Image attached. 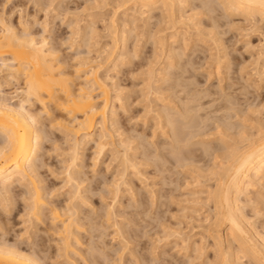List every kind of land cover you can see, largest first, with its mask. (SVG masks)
Here are the masks:
<instances>
[{
    "label": "bare ground",
    "instance_id": "1",
    "mask_svg": "<svg viewBox=\"0 0 264 264\" xmlns=\"http://www.w3.org/2000/svg\"><path fill=\"white\" fill-rule=\"evenodd\" d=\"M9 1L10 0H0V210H2L3 214L6 216V218H1V216L3 217V215L0 214L1 215L0 216V264H82L83 260L84 261H87V260L84 258L85 253H86V252L84 253V247H83L84 245H83V239H82V236H84V235L81 236V234H83L82 230L85 231L83 229L85 224L88 223V221L90 223V220L93 221L95 211L93 213L94 215L91 214L93 216V217H91L89 213L85 214L84 209H83V207H84L83 205H85V204H83V202L85 203L84 200L86 199L83 196V193L86 191V189L82 185H83V183H85L84 180H86V179L83 180V177H82V175L84 174V171L82 169L85 166H84V161H83L84 156H83V153H81V149H83L85 144H87L88 142L90 143V141L94 140L96 142L98 152L95 154L96 157L93 159L95 162H97L99 160L101 154L104 153V148L109 143V142L107 143V141L108 140H111V141L114 140L115 136L119 137L118 138V145L123 147L124 151L118 157L119 159L118 158L116 159V161L119 162V164H117V165H119V168L117 171V175L119 176V179H114V181L112 182L113 186L114 187L116 186V189H117L116 192L114 191L115 195L118 194L119 188L121 187V185H120L121 183L120 184L118 183L119 180L122 182V185L128 183L127 180L125 179V177H127L129 175V170L131 168H133L134 171L136 170V173H135L136 176H139V174L142 173V171L138 169L139 164L129 154V151H130L129 146L125 145L124 141L120 139L122 134L119 132L120 131V128H119L120 125L118 126L119 121H117V118L115 117V111L112 110L111 113L109 112V109L111 108L110 104L112 101V97L110 96L111 93H110L109 89L113 88V90L115 91V95H116V93L117 94H119V92L121 93V91L119 90L118 85L115 82H113L115 80L114 77H112L114 79L113 80L108 72L107 73L103 72L104 73L103 74L102 72L99 71L100 69H102V65L91 66L87 70V68H86L87 65L91 64V62H96V61L90 60L91 58L90 59L87 58L86 61H84V64L82 63L83 65L78 66L77 70L75 72L71 73L70 67L68 65L69 64L68 61L66 59H64V57H62L61 48L59 47L61 45L58 46L57 44L53 43V41L51 42L49 40L48 36H46V35H40V36L35 35V33H33L32 30H29V26L34 25V23L31 22L33 24L30 25L31 23H30L29 19L28 20L25 19L26 16L24 17V15L23 16L20 15L21 21H19L22 28L19 29L18 28L19 26L18 25L16 26V24L13 20V17H14L13 15L16 11L15 10L13 11L11 9V11L7 12L6 5ZM90 1L91 0H89V2ZM130 1L131 0H101V2H98V0L97 1L94 0V2L91 5L90 4H88V5H90V7H95L97 9V8L105 7L106 4L109 5V2H110L112 4H116V6L119 7V5L120 6L121 5L126 6L127 4H130ZM134 1H132L133 4L134 3L138 4V6L134 5V6H137V7H135V9H132L129 7L127 8L128 12L124 13V15L122 17V22H123L122 24L124 25V27L126 25L129 26V23L135 24L136 22H139V21H141L143 24H146L149 28L148 31H149L150 38L153 41V45L157 46L156 50L158 49V46L166 47V51L168 53L167 58H169V60H173V59L177 60L178 57L181 56V54L178 53L179 48L176 46V44L178 42L177 41L178 39H184L183 33L177 32L174 35H171L170 38H168V36H167V38L166 37L165 38L159 37L158 34L163 32L166 29H169L170 26L172 25L173 21L176 22V24H177V22H178L177 20L183 19L185 14H186L185 12H183V9H185V3H186V5H187V2L190 3L192 5L190 8L191 11H193L192 13H194V11H195V13L190 17V21H191L190 26H191V28L193 27V29H196L195 30L196 36H197V38H199L198 42H195L196 44H194L196 46L195 50H194V56L197 55V58H199V60H200V59H202L200 57V54H206L207 51H208V53H210V51H215L214 53H210L208 56H205V59L212 61V63L213 62L215 63V68H214L215 70L214 71L218 76H222L224 74L223 73L224 70L228 69V66H226V65L229 63V61L227 60L229 53L226 51L227 46L225 47V44L223 43V40H224L223 38L226 37L225 35L228 34V32H232L231 28H229V30H227V31H221V29L225 26H228V25H231L232 27L236 26V25H234L235 23H233V22H235L236 18H238V19L241 18L242 20H244V22H247L248 24H247V26H243V24L241 22L242 26H238L236 32L242 30V31H245V34L250 35V32L253 29H254V32L261 30V29H259L258 24H259L260 20L264 19V0H201L200 4H198V3L195 4V1H197V0H188V1L187 0H134ZM53 3H54V1H53ZM56 9H57V7H56ZM92 9H94V8H92ZM89 11H91V10H89ZM176 12H178V19L176 17V15H177ZM95 14H96V12H95ZM97 15H99V14H97ZM100 15H101V13H100ZM114 15H116V14H114ZM93 16H94V14H93ZM58 17H60V16H58ZM116 17H114V18L118 20V18H116ZM48 20H51V19L48 18ZM117 20L112 19L111 24H112L113 28L116 27V25H118ZM223 20H228V21L226 23H224ZM105 21H107V20L105 19ZM182 21L183 20H181V22ZM174 22H173V28L175 26ZM37 23H39V22H37ZM37 23H36V25H38ZM71 23L77 24V23H75V21H72ZM71 23H70V26L72 25ZM187 23H188V20H187ZM260 23H262V22H260ZM74 24H73V26H74ZM91 24H93V23H90L89 27L94 25V24L93 25H91ZM107 27H108V25H107ZM113 28H111V29H113ZM171 28H172V26H171ZM30 29H33V28H30ZM181 29H183V28H181ZM234 31H235V29H234ZM248 31H250V32L248 33ZM113 32H115L114 29H113ZM121 33H122V35H124L125 31H122ZM251 33H253V32H251ZM45 34H47V33H45ZM161 36H163V35H161ZM190 37H192V36H190ZM232 37L234 38L235 36L233 35ZM53 40H55V39H53ZM56 40H58V39H56ZM259 41H261V40H259ZM182 42H183L182 45H184L185 41H182ZM208 42H210L211 45L215 47V48L213 47V49H215V50H213L211 46H207L206 47L207 50H204L203 48H200L202 50L197 49L199 46L200 47L202 45L206 46ZM52 43H53V45H52ZM56 43H58V42H56ZM126 43L127 42H126V36H125V38L123 37V39H121V45H122V49H123L122 51L123 52L120 54L118 62L117 63L115 62L116 64L113 66V69L117 70L119 66L121 67L122 63L125 62L124 58H125L126 54L129 55L128 50L126 49L128 47V46L126 47ZM226 44H228V43H226ZM155 46H154V48H155ZM263 46H264V44H263ZM179 47H181V46H179ZM185 49H187V47H185ZM106 50L107 49L104 50L105 51L104 53H106ZM180 50H182V49H180ZM108 51H107V53H108ZM131 51H133V50H131ZM163 51H165V49ZM155 52L156 51L154 50V53ZM183 53H184V49L182 52V56H183ZM198 53H199V55H198ZM156 54H157V52H156ZM157 55H160V52H158ZM110 56H111V54H110ZM110 56L108 55V58ZM152 56H155V55H153V53H152ZM161 56H163V55L161 54ZM263 56H264V51L261 50V52H259L258 58H254L255 60H253V61H255L254 65H256L255 68L253 69L254 70L253 72L256 75V77L258 78V80L261 82H264V58H262ZM155 57L158 58V56H155ZM165 57H166V55H165ZM183 59H185V57ZM186 59H188V58L186 57ZM205 59H203V61ZM188 61H185V63H188ZM170 62L173 63V61H170ZM195 62H198V61H195ZM99 63L101 64V62H99ZM182 63L180 64L181 68L179 67L180 68L179 73L174 77V82L172 84V88L176 91V95L178 97L180 96V101L186 100L187 97H190L193 100H195V101L192 100L195 103H196V101H203V99L199 100L200 90H198L199 91L198 94L197 93L196 94L191 93V91H194L192 89V87L194 86V88H195V86H196V83L194 81H197V80H195V77H194V80H192V79L190 80V78H188L186 76V74H188V72L190 73V71H193V69L188 71V68L186 67L187 65L185 66ZM191 64H194V63H191ZM201 65L204 66L203 63ZM250 65H251V63H250ZM82 67L83 68L85 67L86 70L85 71L82 70ZM193 67H195V66H193ZM193 67H190V68H193ZM171 68H173L172 65H171ZM176 68H178V67H176ZM202 68L204 69V67H202ZM231 68H229V69H231ZM210 70H212V68ZM151 71H152V69H151ZM177 71L175 70V72H177ZM240 71H241V69H240ZM239 73H241V72H239ZM212 74L213 73L211 72L210 75L212 76ZM188 75L190 76L191 74H188ZM192 75H193V73H192ZM192 75H191V77H192ZM241 77L242 76H240V78ZM231 79H233V78H231ZM21 81H23V87L19 88L17 90L15 89L16 90V92H15L16 96L14 98H16L17 100H14L13 96L9 98V96L4 92V86L5 85H12L13 83H18ZM117 81H119V80H117ZM78 82H80V83H78ZM169 83H170V81H169ZM230 83H232V82H230ZM258 84H261V83H258ZM228 87H229V85H228ZM230 87H232V86H230ZM120 89H122V88H120ZM149 89H150V87H149ZM159 89H161V88H159ZM154 90H156V89H154ZM221 90H223V89H221ZM230 90H232V89H230ZM243 90H246V89L244 88ZM248 90H249V88H248ZM95 91L100 93V95L95 94ZM216 91H218V90H216ZM233 92H235V91H233ZM223 94L224 93L222 92V95ZM156 95H158V94H156ZM210 95H212V94H210ZM218 95H219V93H218ZM119 96L121 97V95H118V97ZM206 96H209V95H206ZM118 97H117V99H118ZM161 97H157V98H161ZM123 98H125V97H123ZM165 98L162 97L161 99H158V100L161 103V101H163ZM171 98H173V97H171ZM114 99H115V97H114ZM218 99L220 100L221 98L218 97ZM158 100H156V101H158ZM159 101H158V103H159ZM187 101L188 100H186L187 104H185V103H182V104L188 105ZM174 102H176V101L174 100ZM211 102H213V101L211 100ZM234 102H235V100H234ZM114 103L115 102L113 100V104ZM158 103H157V105L159 106V109H155V110H153V112L156 115L155 118L158 119L159 122H157L158 124L154 125V128H156L155 126H159L160 128L162 127L161 129H165L163 131V135L166 136L165 134L170 133L171 136H170V134H169V137L167 135V140H168V138H170L169 139L170 141L169 140L168 141L162 140V142H160V140L157 139L159 141V143H157V144L156 143L154 144V142L149 143L147 141L146 142L148 144L145 143L146 145L150 144L153 147L151 149V151L149 150V153H146V156H147L148 163H150V165H152L155 168V170L159 168V163L163 164V161L165 163V153L166 152L169 154H173L174 156L179 155V153L181 152V149H182L183 142H186L184 139L188 140L187 137H185V138L183 137L185 134L184 131L187 132L186 131L188 129L187 127H189V125L191 124V121H192V119H190V117H188L189 114L187 115V110L185 108H184V113H182L180 108L177 107L178 105L175 106V108H172L169 105L171 102L170 103L168 102L169 104L168 103L167 104H163V103L158 104ZM223 103H224V101H223ZM113 104H112V107H113ZM120 104H122V102ZM200 104L201 103L198 102V105H200ZM210 104H212V103H210ZM198 105H197V107H198ZM230 105H231V103H230ZM35 107H37V109ZM191 107H190V109H191ZM230 107H232V106H230ZM114 108H115V106H114ZM150 108H152V107H150ZM199 108H200V106H199ZM202 108H203V105H202ZM225 110H227V109H225ZM228 110L230 111L231 109H228ZM232 111H233V109H232ZM251 111H253V110H251ZM109 113L111 114V116H109ZM198 113H197V115H198ZM151 114H152V112H151ZM193 114H194V112H193ZM252 114H254V112H252L251 115ZM178 115L183 116V118H185V119H187V118L190 119L187 126L185 124L186 122L184 121L185 123L183 122L184 123L183 127L182 128L179 127V129H177L176 124H177V121L179 119L176 120V117ZM254 116H255V114H254ZM258 116H260L259 113H258ZM109 117H111V119ZM191 117H193V116H191ZM180 118H182V117H180ZM227 118H229V117H227ZM252 118H254V117H252ZM199 119H200V117H199ZM180 120H182V119H180ZM180 120H179V122H180ZM194 120H196V119H194ZM187 121H188V119H187ZM203 121L205 122V120H203ZM109 122H110V126H109ZM196 122H197V120H196ZM251 122H252V120H251ZM198 123H195V124H197V126H198ZM262 123H257V125H256L257 129L254 126L255 130H257V131H255L256 133H253L254 131L253 132L250 131V133H249V132H246L247 131L246 130V131L242 132L240 135L239 134L240 131H239L238 136H240V138L235 137V138H238V139H236V141L234 140L235 142L240 141L239 139H241V138L244 140L245 139L250 140L253 137L254 140L252 142H249L250 145H248V147L242 149L239 145L232 143L233 141H230L229 143H231L233 145H227L226 144V146L222 149V152L220 154L214 155L212 157V161H216V160L218 161V159L220 158L219 163L212 162L213 164H211V165L209 164V166H207V168H204V169L202 168V170L199 172V177L196 176V174H198V172H196V174L193 172L194 174H192L198 178L197 179L198 183L201 181H204V182L209 181L210 182L211 180H214L213 182L215 183V184L213 183V185H210L211 183L209 184V182H207L210 186H209V188L207 187L208 191L206 192V196L197 198L198 204L200 203L201 206L203 205V207H206V206L209 207V209H207V210L210 212L209 218L211 217L210 219H212L211 225L207 222L210 226V227L208 226V229L210 228V230L206 231V232L209 231L208 233H209L210 238L212 239V243H213V245H212V243L210 244L213 247H211L209 245H207V246L211 247L210 249L213 248L215 250V253H216L215 261L212 264H264V232L261 231V229L259 228L260 225L257 226V224L254 221H252L253 218H251L250 217L251 215L248 214L249 211L248 212L245 211V204H244V201L241 199V196H244L245 202L253 205L252 210L256 214L255 216L257 217L258 214H260L259 217L261 216V210H260L261 206L259 207L260 209H258V205H259L258 203L261 200H263V198H264L263 197L264 193L263 194L261 193L264 190V124H262ZM201 125H199V127ZM204 125H205V123H204ZM253 125H255V124H252V127H253ZM232 126H233V124H232ZM242 126L244 127V123ZM167 127L169 128V130H166ZM190 127H192V126L190 125ZM53 128L60 130L59 136L61 137L60 139L57 137L56 138L57 140H55L54 142L57 143V142L62 140V141H64L62 143L69 144V146H68L69 148L67 151L68 153H66V152L63 153V155L66 154V155H69V157H68V159H66L65 158L66 156L64 155L65 157L62 158V160L64 159L62 161V164H64L66 183H67V185L69 184L70 188H72V189L68 193V196L70 195L69 199L66 201L64 200L65 201L64 203L60 202L59 200L54 199V198L58 199L60 196H56L58 193L54 194L55 191H57V190H53L51 187H48L47 183H46L47 185L44 184L45 179H44V177H43L44 175L42 173V169L47 167V165H48V163L44 160V157H43L45 155H42L43 143H44L45 139L47 140L48 138L51 137L52 133L54 132L53 130H55ZM185 128H187V129L184 130ZM192 128H194V126ZM233 128H235V127H233ZM231 129L228 128L227 130H224V132L222 131V133H223L222 139H220L221 143H226L227 138L231 139V137H232V139H233L234 134L229 133V130H231ZM190 130H192V129H190ZM207 130H209V129H207ZM253 130H254V128H253ZM218 131H220V130L218 129ZM197 132H195L196 135H197ZM220 133H221V131H220ZM232 133H234V132L232 131ZM135 134L138 135V133H135ZM153 134L155 137L156 133H153ZM137 135H136V137H137ZM163 135H162V137H163ZM193 135L195 137L194 133H193ZM193 135L191 134V136H193ZM198 135H199V133H198ZM187 136H189V134H187ZM234 136H236V135H234ZM145 137H147V136H144V138ZM162 137L160 135V138H162ZM199 137H200V135H199ZM129 138H132V137L129 136ZM218 138H220V137H218ZM136 139L137 138H135L134 140H136ZM146 139H144V140H146ZM72 141H73V143H70ZM111 141H110V143L112 144L113 149H114L116 140H115V142L114 141L111 142ZM133 141H131V142H133ZM208 141L209 142L205 146V151L207 152V155L209 152L212 153V150L214 149L213 144H210L211 141L210 140H208ZM142 142H143V140H142ZM62 143H60V144H62ZM205 143L206 142L204 141V144ZM60 144H59V146H61ZM187 144H189L188 141H187ZM184 145H186V144H184ZM195 145H198V144H195ZM186 146H188V145H186ZM194 146H192V147H194ZM58 149H60V148H58ZM183 150H185V149H183ZM116 151L117 150H115V152ZM110 152H111V150H110ZM116 153L118 154V152H116ZM195 153H197V152H195ZM211 153H209V154L212 155ZM114 156H115V153H114ZM166 157L168 158V156H166ZM170 157L172 158L171 155H170ZM178 157H175V159ZM203 157H204V155H203ZM144 158H146V157H144ZM175 159H174V161H175ZM169 160H172V159L169 158ZM95 164H97V163H95ZM152 166H151V168H152ZM191 166L190 167L185 166V167H188V169H189V168H191ZM193 166H194V164H193ZM164 167H165V165H164ZM166 168L167 167H165V169ZM194 169H195V167H194ZM160 170L162 171V167H160ZM166 171H169V170L166 169ZM196 171H199V169ZM132 172H133V170H132ZM189 172H190V170H189ZM137 173H138V175H137ZM133 176H135V175H133ZM191 177H193V176H191ZM160 179H162V178H160ZM169 182H171V181H169ZM92 183H94V182L92 181ZM199 184H201V183H199ZM204 184H206V183H204ZM188 185H190V184H188ZM194 185H197V184L194 183ZM203 185H199V186H203ZM92 186H94V185H92ZM95 186H97V183L95 184ZM130 186L128 189H130ZM126 188H127V186H126ZM177 189H179V188H177ZM150 190H152L151 187H150ZM198 190H200V189L198 188ZM97 191H98V189H97ZM129 192H131V190ZM132 193H134V191ZM147 193H148V191H147ZM153 194H155V193H153ZM199 194L204 195L205 194L204 189L201 192H199ZM153 196H155V195H153ZM141 198H143V196ZM166 199H168V198H166ZM87 201L88 200H86V202ZM134 202H135V200H134ZM148 202H150V201H148ZM186 202L188 203V201H186ZM144 203H145V199H144ZM16 204H18L19 206L16 207L15 206ZM153 204L154 203H152L151 205H153ZM134 207H135V205H134ZM137 208H139V206ZM142 208H145V207H142ZM154 208H155V206H154ZM191 208H193V206ZM198 208L200 209L199 206H198ZM194 209H195V206H194ZM85 210H87V209H85ZM109 210H111V209L109 208ZM187 210H191V209L187 208ZM145 211H143V212L145 213ZM192 211H193V209H192ZM192 211H190V212H192ZM195 211H193V212H195ZM208 211H207V214H208ZM22 212L27 217V220L24 221V223L28 224V226L26 227L27 230H26V232H24V231L23 232H24V234H27L26 240H28V242H30L28 244V246H23L21 244L22 242H20V243L19 242H13V239L10 238V235L13 231V228L11 226H15V225H12V219L8 218L7 216L12 215V213H14V214L16 213L17 216L23 215ZM204 212H206V211H204ZM112 213L113 212H111V211L106 212L105 217H104V215L102 216V218L104 217L105 219H102V222L98 223V227L96 229L101 228V227L103 228L104 226H106V224L108 225V221L111 219L109 217L112 215ZM137 213H139V212H137ZM142 214L143 213H141V215ZM96 215H98V214H96ZM150 215H152V214H150ZM206 215H204V216H206ZM160 217H161V215H160ZM97 218H99V217L96 216L95 220H97ZM150 218H151V216H150ZM209 218H207V219L209 220ZM191 219H192V216H191ZM191 219H190V221H191ZM184 221H185V219H184ZM190 223H192V221ZM204 224H206V223H204ZM17 226H19V225H17ZM261 226L263 227V224ZM187 227L189 228V226H187ZM191 227L193 228V226H191ZM104 228H103V230L108 229V227L107 228L104 227ZM168 228H169V226H168ZM200 228H202V227H200ZM93 229H94V227H93ZM101 229H99V230H101ZM162 229H164V228H162ZM167 230H169V229H167ZM88 232H90V231H88ZM157 233H159V232H157ZM177 234H179V233H177ZM177 234H175V235L179 237V235H177ZM100 236L102 239L105 237V234H101ZM19 237H23V234H22V236L20 235ZM180 238H182V237L180 236ZM99 239H100V237L98 238V241H99ZM166 239H167V237H166ZM174 240H175V237H174ZM188 240H187V242H188ZM205 240H207V239H205ZM201 241H202V239H201ZM160 242H161V239H160ZM205 243H206V241H205ZM91 244L94 245L93 243H91ZM102 244L104 245L103 246L104 248L102 247L104 250V253H103V251L101 252L103 254H106V249H109L110 251L112 249H114L113 247H109L108 246L109 244L108 243L106 244L105 241H104V243H101V245ZM188 244L190 246L191 242H189ZM199 244H198V246H199ZM224 244H227L225 246V247H227V249L224 248ZM182 245H185V243ZM196 245H197V242H195L193 244V246H196ZM89 246H91V245H89ZM127 246H124V247H127ZM92 247H91V249H92ZM187 247H188V245H187ZM187 247H186V249H187ZM205 249L207 251L209 250L206 247H205ZM205 249L203 248V250H205ZM100 250H102V249H100ZM125 250H126V248L124 249V251ZM214 250H212V251H214ZM114 251L116 252V250H114ZM114 251L110 252V253L112 254V253H114ZM88 252L90 254L91 251H88ZM201 252H204V251L201 250ZM107 253H109V252H107ZM118 253H121V251H119ZM118 253H116V254H118ZM168 253H169V251H168ZM91 254H92V252H91ZM91 254H90V257H92ZM122 254L123 253H121V255ZM196 254H197V252H196ZM226 255H228V257L225 258ZM58 259H61V260H58ZM113 259H114V257H113ZM119 259H121V258H119ZM109 260H111V257L109 258ZM90 261H92V260H90ZM111 261H109L108 263L111 262L110 264H112L113 262H115V259L111 260ZM117 261L118 260H116V262ZM209 262H210V258H209ZM85 263L87 264V262H85Z\"/></svg>",
    "mask_w": 264,
    "mask_h": 264
},
{
    "label": "rangeland",
    "instance_id": "2",
    "mask_svg": "<svg viewBox=\"0 0 264 264\" xmlns=\"http://www.w3.org/2000/svg\"><path fill=\"white\" fill-rule=\"evenodd\" d=\"M53 1H54V3H53ZM132 1H134V0H131L130 4H127L126 6L125 5H121V6L119 5V7H117L116 4H112L109 2V5L106 4L107 6L105 5V7L96 9L95 7H90V5L94 2V0H91L90 2H89V0H39V1L38 0H10L7 3L6 7H7V12L11 11V9L13 11L14 10L16 11L13 15L14 16L13 20H14L16 26L17 25L19 26L18 27L19 29L22 28V26L20 25V22H19V21H21L20 15H22V16L24 15V17L26 16L25 19H27V20L29 19L30 23L31 22L34 23V25H32L33 23L30 24L32 26H29V30H32V32L35 33V35H37V36L46 35V36H48V38L51 42L53 41V43L57 44L58 46L61 45L59 47L61 48L62 57H64V59H66L68 61V63H69L68 65L70 67L71 73L75 72L77 70L78 66L83 65L84 61H86L87 58L88 59L91 58L90 60H93L96 62H91V64L87 65L88 66V67L86 66L87 70L91 66L102 65V69H100L99 71L102 73L108 72L109 75L111 76V78L114 77L115 80L112 78L114 80L113 82H115L118 85L119 90L121 91V93L119 92V94L116 93V95H115V91L113 90V88L109 89L110 93H111L110 96L112 97V101L110 104L111 108L109 109V112L111 113L112 110L115 111V117L117 118V121H119L118 126L119 125L121 126V127L119 126V128H120L119 132L122 134L120 139L124 141L125 145L129 146V148H130L129 154L139 164L138 169L141 170L142 173L139 174V176H136V174H135L136 170L134 171V169L131 168L129 170V175H128L129 177L128 176L125 177V179L127 180L128 183L122 185V182L119 180L118 183L119 184L121 183L120 184L121 187L119 186L120 187L119 192H118L119 195L118 194L115 195V192L117 189H116V186L115 187L113 186L112 182L114 181V179H119V176L117 175V171L119 168V165H117V164H119V162L116 161V159L124 151V148L118 145V138L119 137L115 136L114 140H112L114 142L116 140L114 149L117 150L116 152H118V154L113 149V146L110 143L111 140H108L107 143L108 142L109 143L104 148V153L101 154V156L97 162H95L93 159L96 157L95 154L98 152L96 142L94 140L90 141V143L88 142L87 144H85L83 149H81V153H83V156H84L83 161H84V166H85L82 169L84 171V174L82 175V177H83V180L86 179V180H84L85 183H83V185H82L86 189V191L83 193V196L86 198L84 200L85 203L83 202V204H85V205H83L84 206L83 209H84V213L85 214L89 213L91 217H93L91 214H93L95 211V215L93 214L94 215L93 221L90 220V223L88 221V223L85 224V226H84L85 228L83 227V229L85 231L82 230L83 234H81V236L84 235V236H82L83 245H84L83 246L84 247V253L85 252L87 253V254L85 253V256H84V258L87 261L83 260L82 264H86L85 262H87V264H110L112 262L111 260H114V259H115V262H113L112 264H114V263L115 264H206V263L212 264L215 261L216 253H215V250L213 248L210 249L211 247H213L210 245L212 243V239L210 238V235L208 233L209 231L206 232L207 230H210V228L208 229V226H209V224L211 225L212 219H210L211 217L209 218L210 212L207 210V209H209V207L208 206L203 207V205L201 206L200 203L198 204L197 198L206 196V192L208 191L209 186L213 185L214 180H211L210 182L209 181H206V182L201 181V182H199L201 184H199L197 181L198 178L196 176L199 177V172L202 170V168L203 169L207 168V166H209V164L210 165L213 164L212 162H216V163L220 162V158L218 159V161L217 160L212 161V157L214 155L220 154L222 152V149L226 146V144L227 145H233V144L229 143L230 141H233L232 143L239 145L242 149L248 147V145H250L249 142H252L254 140L253 137L250 140L249 139L244 140L241 138V139H239L240 141H237V142H235V141L238 138H235V137L240 138V136H238V135L239 134L241 135V133L246 131V130H247L246 132H249V133H250V131L251 132L254 131L253 133H256L255 131H257V130H255V127H256L257 123H262L264 121V119H263L264 118V82L259 81L253 72L254 71L253 69L256 66V65H254L255 61H253V60H255L254 58H258L259 52H261V50L264 51V46H263V44H264V40H263L264 39V34H263L264 33L263 32L264 31V19L263 20L259 19L260 22H262V23L259 22L258 27L261 30L254 32V29H253L251 31L253 33L248 31V33L250 32L251 36L249 34L248 35L245 34V31H242V30L236 32L238 26H242V24H243V26H247V24H248L247 22H244V20H242L241 18L235 19V22H233V23H235L234 25H236V26H233L234 28L231 25H228L229 27L225 26L221 29V31H227V30H229V28H231L232 32H228L229 35L226 34L225 35L226 37L224 36L226 39L223 38L224 39L223 43L225 44V47L226 46L228 47V48L226 47V51L229 53L228 54L229 56L227 59L229 61V63L226 65V66H228V69L224 70L223 73L225 75L223 74L222 76H218L214 71L215 70L214 69L215 63L214 62L212 63V61L205 59V56H208L210 53H214L215 51H210V53H208V51H207L206 54H200V57L202 58L200 60H199V58H197V55L194 56V50L196 47L194 44H196L195 42H198L199 38H197V36H196V31H195L196 29H193V27L191 28V26H190L191 25L190 17L195 13V11H194V13H192L193 11H191V9H190L192 5L187 2L188 0L186 1L187 5L185 3V9H183V12H185L186 14L184 13L185 16L183 19H181L184 22L183 21L181 22V20L179 19V20H177L178 22L176 24V22L173 21L175 23L174 28H173V22H172V25H171L172 28L170 26L169 29H166L167 31L164 30L163 32L158 34L159 37H164V38L166 37L167 38V36H168V38H170L171 35H174L177 32L183 33L184 37L183 36L182 37L185 40L184 39H178L177 40L178 42L176 44V46L179 48L178 53L181 54V56H179L177 60L176 59L169 60V58H167L168 53L166 51V47L158 46L159 50L158 49L156 50L157 46L153 45V41L150 38L149 31H148L149 28L146 24H143L141 21H139V22H136L135 24L129 23V26L126 25L124 27V25L122 24L123 23L122 17L124 15V13L128 12L127 8L129 7V8L135 9V7L138 6V4H135V3L133 4ZM197 1H195V4H197V3L200 4L201 0H197ZM98 2H101V0H98ZM88 4H90V5H88ZM134 5H137V6H134ZM56 7H57V9H56ZM92 8H94V9H92ZM89 10H91V11H89ZM95 12H96V14H95ZM100 13H101V15H100ZM176 13H177L176 17L178 19V12H176ZM93 14H94V16H93ZM97 14H99V15H97ZM114 14H116V15H114ZM58 16H60V17H58ZM114 17L118 18V20L115 19ZM48 18L51 20H48ZM105 19L107 21H105ZM112 19L117 20V22H118L117 23L118 25H116V27H114V28L112 27V24H111ZM187 20H188V23H187ZM72 21H75V23H77V24L73 23L74 24V26H73V24L71 23ZM223 21H224V23H226L228 20H223ZM37 22H39V23H37ZM241 22H242V24H241ZM36 23L38 25H36ZM70 23L72 24L71 26H70ZM90 23H93L94 25L91 24L93 26L89 27ZM107 25H108V27H107ZM110 27L113 28L115 32H113V29H111ZM30 28H33V29H30ZM179 28L180 29L183 28V29L180 30ZM234 29H235V31H234ZM122 31H125L126 35L125 34L122 35V33H121ZM45 33H47V34H45ZM161 35H163V36H161ZM189 35L192 36L193 38L190 37ZM233 35L235 36L234 38L232 37ZM125 36H126V42L128 43V44L126 43V47L128 46L126 49L128 50L129 55L126 54V56L124 58L125 62L123 61L124 63H122L121 67L119 66L118 69L116 70V69H113V66L118 62L120 54L123 52L122 51L123 50L122 45H121V39H123V37L125 38ZM53 39H55V40H53ZM56 39H58V40H56ZM259 40H261V41H259ZM182 41H185L184 45H182L183 44ZM56 42H58L59 44ZM53 43H52V45H53ZM209 43L210 42H208L206 46H204V45H202L201 47L199 46L197 49L203 48L204 50H207V48H206L207 46H211L213 49L214 46H212L211 43L210 44ZM226 43H228V44H226ZM154 46H155V48H154ZM179 46H181L182 48ZM185 47H187V49H185ZM105 49H107L106 53H104ZM130 49L133 51H131ZM164 49H165V51H163ZM180 49H182V50H180ZM183 49H184V53L182 56ZM154 50L157 52V54H158V52H160V55H157L156 52L154 53ZM200 50H202V49H200ZM213 50H215V49H213ZM107 51L109 54L107 53ZM152 53H153V55L158 56V58L155 56H152ZM110 54H111V56H110ZM161 54L163 56H161ZM108 55L110 56L109 58H108ZM165 55H166V57H165ZM198 55H199V53H198ZM184 57H185V59H183ZM186 57L188 59H186ZM262 58H264V56ZM203 59H205V60L203 61ZM194 60L198 61V62H195ZM170 61H173V63ZM185 61H188V63H185ZM99 62H101V64ZM181 63L185 66L187 65L186 67L188 68V71L193 69V71H190V73L188 72V74H191V75L193 73L192 77H191V75L189 76L188 74H186V76L188 78H190V80L191 79L194 80V77H195V80H197V81H194L196 83V86H195V88H194V86L192 87V89L194 91H191V93L192 94H196V93L198 94V92H199L198 90H200L199 100L203 99V101H196V103H195V102H193L195 100H193L190 97H187L186 100H188L187 101L188 105H185V104H187L186 100L180 101V96L178 97L176 95V91L172 88V84L174 82V77L180 71V68H181L180 64ZM191 63H194V64H191ZM202 63L204 64V66L201 65ZM250 63H251V65H250ZM171 65L173 68H171ZM193 66H195V67H193ZM176 67H178V68L180 67V68L178 69ZM190 67H193V68H190ZM202 67H204V69ZM86 68L82 67V70L85 71ZM211 68L213 71L210 70ZM229 68H231V69H229ZM151 69H152V71H151ZM240 69H241V71H240ZM175 70L176 71L178 70V71L175 72ZM210 71L213 73L212 76L210 75V73H211ZM239 72H241V73H239ZM240 76H242V77L240 78ZM231 78H233V79H231ZM117 80H119V81H117ZM169 81H170V83L171 82L172 83L170 84ZM230 82H232V83H230ZM257 82L261 83V84H258ZM78 83H80V82H78ZM228 85H229V87H228ZM230 86H232V87H230ZM22 87H23V81L18 82V83H13L12 85H5L4 86V92L9 96V98L12 96L14 98L16 96L15 95L16 90L19 88H22ZM149 87H150V89H149ZM120 88H122V89H120ZM159 88H161V89H159ZM244 88L247 91L243 90ZM248 88H249V90H248ZM154 89H156L157 91ZM221 89H223V90H221ZM230 89H232V90H230ZM216 90H218V91H216ZM233 91H235V92H233ZM222 92L224 93L223 94L224 96L222 95ZM218 93H219V95H218ZM95 94L100 95V93H98L97 91H95ZM156 94H158V95H156ZM205 94L209 95V96H206ZM210 94H212V95H210ZM118 95H121L122 98L120 96L118 97ZM116 96L118 97V99ZM161 96L163 98H165V97L166 98L163 101H161V103H160V101L158 99H161L162 98ZM114 97H115V99H114ZM123 97H125V98H123ZM157 97H161V98H157ZM171 97H173L174 99ZM218 97L221 99L219 100ZM14 100H17V99L14 98ZM113 100L115 102L114 104H113ZM156 100H158L160 104H162V103L167 104L168 102L169 103L171 102L170 104L169 103L168 104L172 108H175V106L178 105L177 107L180 108L182 113H184V108H185L187 110V115L189 114L188 117H190V119H192L190 125L192 127L194 126L195 129L190 127V125L187 128L189 130L192 129L193 131L192 130L189 131L187 128L184 129V130L187 129L186 130L187 132L184 131L185 134L183 137L184 138L187 137L188 140L184 139L186 142H183V144H182V149H181V152L179 153L180 156L179 155L174 156L173 154H169L166 152L165 153V163H164V161H163V164L159 163V168L155 170V168L152 165H150V163H148L147 156H146V153H149V150L151 151V149L153 147L150 144L146 145L145 143L154 142V144L155 143L157 144V143H159L158 140H160V142H162V140L168 141L170 139V138H168V140H167V135L169 137L170 133L165 134L166 136L163 135V131L165 129H161L162 127L160 128L159 126H155L156 128H154V125L158 124L157 122H159V120L155 118L156 115L153 112V110L159 109V106L157 105L158 101H156ZM174 100L177 103L174 102ZM211 100L213 102H211ZM234 100H235V102H234ZM223 101H224V103H223ZM121 102H122V104H120ZM198 102L201 104L198 105ZM182 103H185V104H182ZM210 103H212V104H210ZM230 103H231V105H230ZM112 104H113V107H112ZM197 105H198V107H197ZM202 105H203V108H202ZM114 106H115V108H114ZM199 106H200V108H199ZM230 106H232L233 108ZM150 107H152V108H150ZM190 107H191V109H190ZM35 108L37 109V107H35ZM225 109H227V110H225ZM228 109H231L230 110L231 112ZM232 109H233V111H232ZM251 110H253V111H251ZM151 112H152V114H151ZM193 112H194V114H193ZM196 112L197 113L199 112L198 115ZM252 112H254L255 116H254V114L251 115ZM110 113H109V116H111ZM258 113L260 116H258ZM191 116H193V117H191ZM180 117H182V118H180ZM199 117H200V119H199ZM227 117H229V118H227ZM252 117H254V118H252ZM109 118L111 119V117H109ZM177 119H179V120L182 119V120H180V122H179V120L177 121V124H176L177 129H179V127L182 128L185 122H186L185 124L187 126L188 122L190 121L189 118H187L188 119V121H187V119H185V118H183V116H179V115L176 117V120ZM194 119H196L197 122ZM203 120H205V122ZM251 120L253 123L251 122ZM195 123H198V126ZM204 123H205V125H204ZM243 123H244V127L242 126ZM232 124H233V126H232ZM252 124H255V125H253V127H252ZM262 124H264V122ZM199 125H201V126L199 127ZM109 126H110V122H109ZM233 127H235V128H233ZM228 128L229 129L232 128L231 130H229V133L234 134L236 136L233 135V139H232V137H231V139L227 138L226 143H221L220 139H222V134H223L222 131L224 132V130H227ZM253 128H254V130H253ZM53 129H55V128H53ZM207 129H209V130H207ZM218 129L221 131V133H220V131H218ZM256 129H257V127H256ZM166 130H169V128L167 127ZM53 131L54 132L52 133V135L50 137L51 139L50 138H48L47 140L45 139V141L43 143L42 155H45L43 157H44V160L48 163V165H47V167L42 169V173H43V175H44L43 177L45 179L44 184L45 185L48 184V187H51L53 190H57V191H55L54 194L58 193L56 196H60L58 199L57 198H54V199L59 200L60 202L64 203L66 200L69 199L70 195L68 196V193L72 189V188H70V185L69 184L67 185V183H66L64 164H62V161L64 160V159L62 160V158H64L66 156L65 158L68 159V157H69V155H66V154H64L65 156L63 155V153H65V152L68 153L67 151L69 148L68 147L69 144L62 143V142H64L62 140L55 143L54 141L57 140L56 139L57 137L59 139L61 138L59 136L60 130L55 129ZM232 131L234 133H232ZM239 131H240V133H239ZM195 132H197V135ZM135 133H138V135ZM153 133H156L155 137H154ZM190 133L192 135L194 133L195 137H194V135L191 136ZM198 133H199L200 137H199ZM187 134H189V136H187ZM136 135H137V137H136ZM160 135H161V137L163 135V137L160 138ZM129 136L132 138H129ZM144 136H147V137L144 138ZM170 136H171V134H170ZM218 137H220V138H218ZM133 138L134 139L137 138L136 139L137 141L134 140ZM144 139H146V140H144ZM142 140H143V142L144 141L145 142L143 143ZM208 140H210L211 141L210 144H213V146H214L212 153L209 152L212 155H210L209 153L207 155V152L205 151V146L209 142ZM131 141H133V142H131ZM187 141L189 144H187ZM204 141L206 142L205 144H204ZM60 143H62V144H60ZM70 143H73V141ZM59 144L61 146H59ZM184 144H186L188 146H186ZM193 144L194 145L198 144V145L194 146ZM192 146H194V147H192ZM58 148H60V149H58ZM183 149H185V150H183ZM110 150H111V152H110ZM195 152H197V153H195ZM114 153H115V156H114ZM170 155L172 156V158L170 157ZM203 155H204V157H203ZM166 156H168V158ZM144 157H146V158H144ZM175 157H178V158L175 159ZM169 158L172 160H169ZM174 159L176 162L174 161ZM94 162L97 164H95ZM193 164H194V166H193ZM164 165H165V167H167L166 169H168L169 171H166ZM189 165L190 166L192 165L191 168L192 167L193 168L188 169V167H190ZM151 166L153 169L151 168ZM185 166H188V167H185ZM160 167H162V171L160 170ZM194 167H195V169H194ZM198 169H199V171H196ZM132 170H133V172H132ZM189 170H190V172H189ZM193 172L195 174H196V172H198V174H196V176L192 175V174H194ZM133 175H135V176H133ZM137 175H138V173H137ZM191 176H193V177H191ZM160 178H162V179H160ZM92 181L94 183H92ZM169 181H171V182H169ZM193 182L196 183L197 185H194ZM207 182H209V184L210 183L211 184L209 185ZM96 183H97V186L99 185L98 187L95 186ZM204 183H206V184H204ZM188 184H190V185H188ZM92 185H94L95 187ZM128 185L130 186V189H128L129 188ZM199 185H203V186H199ZM126 186H127V188H126ZM150 187L154 192L152 190H150ZM177 188H179V189H177ZM198 188L200 190H198ZM97 189H98V191H97ZM203 189H204L205 194L204 195L199 194V192H201ZM130 190H131V192H129ZM132 190L134 191V193H132L133 192ZM147 191H148V193H147ZM152 192L155 194H153ZM261 193L263 194L264 190ZM153 195H155V196H153ZM142 196H143V198H141ZM263 197H264V194H263ZM166 198H168V199H166ZM144 199H145V203H144ZM241 199L244 201L245 211H247V212L249 211L248 214L251 215L250 216L251 218H253L252 221H254L257 224V226L260 225L259 228L261 229V231L264 232V228H263L264 227V222H263L264 221V212H263L264 211V208H263L264 207V204H263L264 198H263V200H261L258 203L259 204L258 209L261 208L260 209L261 210V216L260 217H259L260 214H258L257 217L255 216L256 214L252 210L253 205L245 202L244 196H241ZM86 200H88V201L86 202ZM134 200H135V202H134ZM148 201H150V202H148ZM186 201H188V203ZM152 203H154V204L151 205ZM134 205H135V207H134ZM15 206L18 207L19 205L16 204ZM138 206L140 209L137 208ZM141 206L145 207V208H142ZM154 206H155V208H154ZM192 206H193V208H191ZM194 206H195V209H194ZM198 206L200 207V209L198 208ZM109 208L111 210H109ZM187 208L191 209V210H187ZM85 209H87V210H85ZM192 209H193V211L196 210L195 211L196 213L193 212ZM107 210L114 213V214L112 213V215H111L112 217L111 216L109 217L111 219L109 220L110 222L108 221V225L106 224V226H104L106 228L108 227V229L103 230L104 227L103 228L101 227L102 229L101 228L96 229L98 227V223L102 222V219H105L104 217H105L106 212H108ZM203 210L206 212H204ZM143 211H145V213ZM190 211H192V212H190ZM207 211H208V214H207ZM137 212H139V213H137ZM141 213H143V214L141 215ZM0 214L3 215V217L0 215L1 218H6V216L3 214L2 210H0ZM96 214H98V215H96ZM150 214H152V215H150ZM103 215H104V217L102 218ZM160 215H161V217H160ZM204 215H206V216H204ZM96 216L99 217V218H97V220H95ZM150 216H151V218H150ZM191 216H192L193 220L191 219ZM7 217L11 218L12 219V225H15V226H11L13 228L14 232L12 231L13 234L11 233L10 238L13 239V242H19V243L22 242L21 244L23 246H28V244L30 242H28V240H26L27 234H24V232H26V230H27L26 227L28 226L27 223H24V221L27 220V217L24 215V213H23V215H19V216H17L16 213L15 214L12 213V215L7 216ZM189 218L191 219L192 223H190L191 221ZM207 218H209V220ZM184 219H185V221H184ZM204 223H206V224H204ZM262 224H263V227L261 226ZM17 225H19V226H17ZM168 226H169V228H168ZM187 226H189V228ZM191 226H193V228ZM93 227H94V229H93ZM200 227H202V228H200ZM162 228H164V229H162ZM99 229H101V230H99ZM167 229H169V230H167ZM88 231H90V232H88ZM157 232H159V233H157ZM177 233H179V234H177ZM22 234H23V237H19L20 235L22 236ZM101 234H105V237L102 239L100 236ZM175 234L179 235V237L176 236ZM180 236L182 238H180ZM97 237L98 238L100 237L99 241H98ZM166 237H167V239H166ZM174 237H175V240H174ZM204 238L207 240H205ZM160 239H161V242H160ZM186 239L187 240L189 239L190 241L188 240V242H187ZM201 239H202V241H201ZM104 241L106 244L107 243L109 244L108 245L109 247L114 248L111 251L109 249H106V254H103L104 253V250H103L104 245L103 244L101 245V243H104ZM205 241H206V243H205ZM189 242H191L190 246L188 244ZM195 242H197V245H196L197 247L193 246V244ZM91 243H93L94 245H92ZM184 243H185V245H182ZM186 244L188 245V247ZM198 244H199V246H198ZM89 245H91V246H89ZM207 245H209L211 247H208ZM212 245H213V243H212ZM226 245L227 244H224V248L227 249V247H225ZM124 246H127V247H124ZM204 246L209 250L207 251ZM91 247H92V249H91ZM186 247H187V249H186ZM125 248H126V250L124 251ZM203 248L205 250H203ZM100 249H102V250H100ZM114 250H116V252ZM201 250L204 252H201ZM212 250H214V251H212ZM88 251L92 252V254L90 252L92 257H90V254ZM102 251H103V253H101ZM113 251L115 254L118 253L119 251H121V253H123V254L122 255H121V253H118L116 255L114 253L111 254L110 252H113ZM168 251H169V253H168ZM107 252H109V253H107ZM196 252H197V254H196ZM110 257H111V260H109ZM113 257H114V259H113ZM226 257H228V255H226L225 258ZM119 258H121V259H119ZM209 258H210L211 263L209 262ZM89 259L92 261H90ZM58 260H61V259H58ZM116 260H118V261L116 262ZM109 261H111V262L108 263Z\"/></svg>",
    "mask_w": 264,
    "mask_h": 264
}]
</instances>
